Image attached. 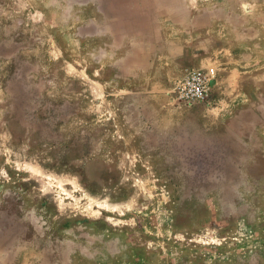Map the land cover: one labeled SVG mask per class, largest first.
I'll return each mask as SVG.
<instances>
[{"label": "rangeland", "instance_id": "374dc122", "mask_svg": "<svg viewBox=\"0 0 264 264\" xmlns=\"http://www.w3.org/2000/svg\"><path fill=\"white\" fill-rule=\"evenodd\" d=\"M194 1L0 0V264H264V84Z\"/></svg>", "mask_w": 264, "mask_h": 264}, {"label": "crops", "instance_id": "0c3cea01", "mask_svg": "<svg viewBox=\"0 0 264 264\" xmlns=\"http://www.w3.org/2000/svg\"><path fill=\"white\" fill-rule=\"evenodd\" d=\"M208 1L203 0V5H208L210 3H207ZM226 2V0H219V6L226 7ZM235 2L239 5L236 22L240 26L237 37L239 35L242 37L240 45H237L240 49H235V52L240 54L238 58L240 60H236L235 69L242 75V86L244 84L251 86L247 89V93H250L254 91V88H259L264 84V58L257 56L264 54V0H235ZM202 3L198 1L196 4ZM180 5L185 7L184 14L188 16V19L195 17L194 0H182ZM222 12V15H219L220 19H226V9ZM243 54H246L245 58H243ZM252 71L261 73L255 82L251 80L253 78Z\"/></svg>", "mask_w": 264, "mask_h": 264}, {"label": "built area", "instance_id": "2783aa9c", "mask_svg": "<svg viewBox=\"0 0 264 264\" xmlns=\"http://www.w3.org/2000/svg\"><path fill=\"white\" fill-rule=\"evenodd\" d=\"M216 73L212 68L206 71H191L177 86L179 99L188 102L209 104L212 100V87Z\"/></svg>", "mask_w": 264, "mask_h": 264}]
</instances>
